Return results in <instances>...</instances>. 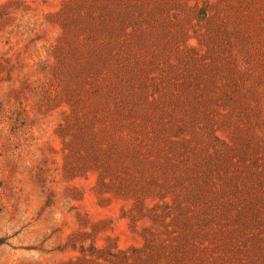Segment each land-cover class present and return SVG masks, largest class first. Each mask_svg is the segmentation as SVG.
I'll use <instances>...</instances> for the list:
<instances>
[{
  "label": "rangeland",
  "instance_id": "rangeland-1",
  "mask_svg": "<svg viewBox=\"0 0 264 264\" xmlns=\"http://www.w3.org/2000/svg\"><path fill=\"white\" fill-rule=\"evenodd\" d=\"M0 264H264V0H0Z\"/></svg>",
  "mask_w": 264,
  "mask_h": 264
}]
</instances>
